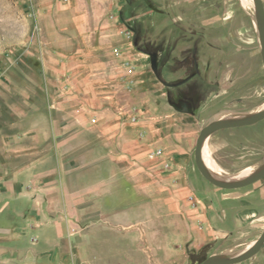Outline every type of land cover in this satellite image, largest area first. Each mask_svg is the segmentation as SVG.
Returning a JSON list of instances; mask_svg holds the SVG:
<instances>
[{"label": "rangeland", "instance_id": "obj_1", "mask_svg": "<svg viewBox=\"0 0 264 264\" xmlns=\"http://www.w3.org/2000/svg\"><path fill=\"white\" fill-rule=\"evenodd\" d=\"M252 3L0 0V126L51 123L54 111L62 122L74 120L70 131L66 126L51 132L68 143L74 128L83 188L76 210L67 207L61 215L74 218V233L91 231L99 238L94 249L106 253L110 264H164L171 248L184 249L181 212L171 205L185 201L176 194L177 179L169 176L172 166L164 162L171 149L165 133H191L194 156L210 120L264 109L258 34L253 58L246 60L251 82L239 76V83L212 86L203 80L214 60L218 74H232L221 66L243 56L236 17ZM218 91L221 100L209 101ZM204 102H210L206 114L193 110ZM248 126L224 133L236 140L232 148L223 140L208 142L209 135L204 159L226 175L247 167L252 144L264 146V120ZM60 150L72 156L68 146ZM249 171L227 178L239 180Z\"/></svg>", "mask_w": 264, "mask_h": 264}, {"label": "crops", "instance_id": "obj_2", "mask_svg": "<svg viewBox=\"0 0 264 264\" xmlns=\"http://www.w3.org/2000/svg\"><path fill=\"white\" fill-rule=\"evenodd\" d=\"M244 9L236 17L239 21L235 27L242 39L238 54L243 56L221 66V72L230 67L231 75L218 74L221 68L214 60L203 77L212 86L224 81L239 83V76L240 82H251V70H247L250 64L246 60L253 58L252 48L257 43L259 25L255 5ZM218 94L219 91L214 93L209 101H220ZM209 105L210 102H204L193 110L206 114ZM54 112L51 123L0 126V264H110L106 253L94 249L93 243L102 241L94 240L91 231L74 233V218L61 215L67 207L69 212L76 210L77 193L83 188L78 185L74 128L68 143L51 138L52 131H66V126L70 131V126H75L74 120L62 122L59 113ZM211 122L214 121L210 120L209 124ZM148 123L149 130L154 131L155 126ZM245 127L249 126L219 129L210 134L207 141L223 140L232 148L236 140L224 137V133L228 129L242 131ZM165 134L171 140V149L167 148L163 155L164 162L172 166L169 176L177 179L176 194L185 201L171 206L181 212V238L186 244L180 252H173L171 248L164 264H202L208 259L230 261L249 254L264 233V177L237 188L215 186L201 174L195 155L192 156L193 135ZM66 146L69 151L72 149L68 159L60 150ZM252 146L255 151L249 165L235 173L224 174L214 162L225 176L252 168L250 175L236 181L218 179L239 182L255 175L264 166V146L262 141L259 147ZM185 195H188L186 200ZM190 196L194 197L192 201H189ZM228 264H264V242L252 256Z\"/></svg>", "mask_w": 264, "mask_h": 264}, {"label": "water", "instance_id": "obj_3", "mask_svg": "<svg viewBox=\"0 0 264 264\" xmlns=\"http://www.w3.org/2000/svg\"><path fill=\"white\" fill-rule=\"evenodd\" d=\"M254 5L256 8V14L259 22V38L261 43V56L262 61L264 64V1L263 0H254ZM264 120V110L257 112L255 114L249 115L244 118L235 119V120H229V121H218L215 123H211L204 128L201 129L200 134L196 141L195 146V162L196 165L201 172V174L210 181L213 185L222 187V188H237L242 187L248 184H251L261 178L264 177V166L258 170V172L253 175L251 178H248L246 180H242L239 182H228L220 180L216 177H214L206 168V165L204 163L203 159V147L204 142L206 139L207 134H212L213 132L219 130V129H225V128H234V127H241V126H248L252 124H256L260 121ZM264 242V233L259 239V241L255 244L254 248L249 252V254L242 256L240 258H237L235 260L230 261H218V260H211L208 259L202 264H228V263H234L241 260H244L256 252H258L262 248V243Z\"/></svg>", "mask_w": 264, "mask_h": 264}, {"label": "bare ground", "instance_id": "obj_4", "mask_svg": "<svg viewBox=\"0 0 264 264\" xmlns=\"http://www.w3.org/2000/svg\"><path fill=\"white\" fill-rule=\"evenodd\" d=\"M253 4H254V0H253ZM264 110V109H263ZM231 117H234V116H231ZM247 117V116H246ZM235 119H240V118H233V120H235ZM230 120V119H229ZM208 136H209V134H207V136H206V139L208 138ZM206 139H205V141H206ZM204 146H205V142H204ZM205 156H204V147H203V158H204ZM204 163H205V165H206V168H207V170L213 175V176H215V177H217V178H220V179H223V180H229L228 178H227V176H225V175H223L212 163H210L209 161H206V159H204ZM251 172H253V169H250V171L247 173V175L249 174L250 175V173ZM237 179H235V180H231V181H236ZM230 181V180H229Z\"/></svg>", "mask_w": 264, "mask_h": 264}, {"label": "built area", "instance_id": "obj_5", "mask_svg": "<svg viewBox=\"0 0 264 264\" xmlns=\"http://www.w3.org/2000/svg\"><path fill=\"white\" fill-rule=\"evenodd\" d=\"M161 153H162V149H160V150H158V151L156 152V154H158V155H160ZM191 199H194V197L192 196Z\"/></svg>", "mask_w": 264, "mask_h": 264}]
</instances>
